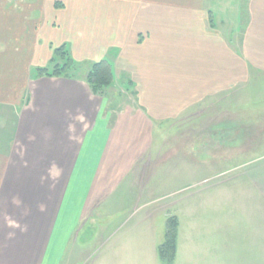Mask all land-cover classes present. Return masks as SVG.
I'll use <instances>...</instances> for the list:
<instances>
[{"label": "crops", "instance_id": "obj_1", "mask_svg": "<svg viewBox=\"0 0 264 264\" xmlns=\"http://www.w3.org/2000/svg\"><path fill=\"white\" fill-rule=\"evenodd\" d=\"M42 1L61 13L53 0H0V107L9 109L0 117V264H61L102 208L118 198L146 206L136 190L156 131L264 75V0L244 1L243 27L216 15L219 7L233 13L225 0H104L103 14L90 0L79 20L92 34L72 40L59 14V27L50 25L55 16ZM61 44L76 61L108 60L114 86L123 78L131 101L99 97L79 77H32ZM20 85L22 96L10 94ZM257 141L234 142V150H256ZM252 197L260 221L251 227L263 241L264 190ZM144 220L121 229L140 230Z\"/></svg>", "mask_w": 264, "mask_h": 264}, {"label": "rangeland", "instance_id": "obj_2", "mask_svg": "<svg viewBox=\"0 0 264 264\" xmlns=\"http://www.w3.org/2000/svg\"><path fill=\"white\" fill-rule=\"evenodd\" d=\"M89 1L53 0L54 7L62 9L60 14L52 3L42 1L41 5L49 16H55L50 25L57 28L58 19L65 21L71 35L67 39L72 40L83 32L92 34V29L84 30L83 26L88 25L79 20L82 7ZM97 1L92 9L103 14L106 3ZM225 1L229 5L231 2L233 13L219 7L216 15L238 20L243 27L245 0ZM237 24L234 21V26ZM94 28L104 34L103 22L95 21ZM66 47L70 51L67 44ZM94 58L81 61L83 68L76 77L85 82L89 65L100 60V55ZM49 63L42 62L36 67H47ZM31 75L34 77L33 70ZM121 83L97 96L112 98L120 105L129 103L131 90ZM11 88L10 94H24L25 85ZM263 110L264 75H261L239 93L214 98L193 114L180 117L173 124L164 123L169 125H162L158 134L156 131L153 150L147 154L151 162L136 190L139 199L150 202L135 208V204L128 207L133 200L118 198L115 206L102 208L93 229L86 228V240L81 238L80 246L70 247L61 264H167L159 257L158 246L164 241L166 220L171 216L177 218L178 228L177 253L170 264H264V239L257 240L263 233L251 227L257 222L255 219L260 221V218L250 206L254 193L264 190V119L258 117ZM8 112L7 106L0 107V117ZM234 127L240 128V135L232 133ZM251 139L258 140L256 150H234V142L242 144L246 140L249 144ZM160 141L163 144L157 147ZM127 186L128 181H125ZM142 218L147 220L140 230L136 229L139 232L135 228L125 231L127 225L132 227V223ZM122 224L125 227L121 229ZM108 234L113 235L112 239L105 241ZM135 238H138V246Z\"/></svg>", "mask_w": 264, "mask_h": 264}, {"label": "trees", "instance_id": "obj_3", "mask_svg": "<svg viewBox=\"0 0 264 264\" xmlns=\"http://www.w3.org/2000/svg\"><path fill=\"white\" fill-rule=\"evenodd\" d=\"M58 6L57 3H55ZM82 63L73 59L66 44L52 48V57L47 67L33 68L34 77L77 78L82 71ZM114 73L108 60L102 58L89 65L86 74V84L96 95H104L114 86ZM122 84L125 80H122ZM178 220L171 216L166 220L164 241L158 246V255L167 264L173 262L176 254Z\"/></svg>", "mask_w": 264, "mask_h": 264}]
</instances>
